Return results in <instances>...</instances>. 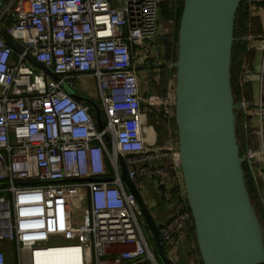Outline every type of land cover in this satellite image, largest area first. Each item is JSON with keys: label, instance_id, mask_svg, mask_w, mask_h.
Masks as SVG:
<instances>
[{"label": "built area", "instance_id": "1", "mask_svg": "<svg viewBox=\"0 0 264 264\" xmlns=\"http://www.w3.org/2000/svg\"><path fill=\"white\" fill-rule=\"evenodd\" d=\"M163 2L0 0V264H8L10 249L17 264H31L38 250L58 246H79L83 264H160L143 230L139 203L121 180L120 157L152 215L155 195L169 204L165 222L154 217L168 255L181 236L199 264L172 123L173 91L146 98L136 62L142 49L156 43L154 64L173 67L156 40ZM243 5L262 30L243 38L255 60L241 65L240 86L252 85L254 95L237 101L236 129L244 166L259 187L264 180V0H243ZM93 79L95 100L86 88ZM65 83L84 99L66 92ZM85 98L99 106L102 131ZM144 104L164 107L160 117L167 128L159 144L150 142L148 114L154 111H145ZM260 205L264 215V196Z\"/></svg>", "mask_w": 264, "mask_h": 264}, {"label": "water", "instance_id": "2", "mask_svg": "<svg viewBox=\"0 0 264 264\" xmlns=\"http://www.w3.org/2000/svg\"><path fill=\"white\" fill-rule=\"evenodd\" d=\"M242 2L183 0L179 23L177 59L173 63L174 120L202 264H264L261 224L247 189L237 137L241 104L233 95L231 82L235 23ZM7 43L22 53V48L11 39L7 38ZM27 59L54 80H61L33 57ZM85 101L92 105L98 129L102 131L99 106L91 99ZM150 109L159 116L164 113V107ZM105 138L110 142L108 135ZM119 161L121 180L139 203L155 254L162 264H176L163 245L154 216L129 178L125 160L120 157Z\"/></svg>", "mask_w": 264, "mask_h": 264}, {"label": "trees", "instance_id": "3", "mask_svg": "<svg viewBox=\"0 0 264 264\" xmlns=\"http://www.w3.org/2000/svg\"><path fill=\"white\" fill-rule=\"evenodd\" d=\"M170 4L175 8V11L178 15L177 26L179 28L180 18L183 10V0H165L164 9H167V5ZM164 10V11H165ZM260 22L257 19H252L243 2L238 10L236 16V23H235V37L236 41L233 46V61L231 67V76H232V84L235 87V98L237 101L241 99L252 100L254 95V89L252 85L245 84L244 86H240V72H241V65L244 61L248 62L249 64H253L255 60V53L254 51H248L246 43L243 41V38L249 34L250 32L258 34L261 32ZM164 44V53L166 54V59L171 60L172 56H177V51L175 49H171V42L168 40L163 41ZM167 72H165L166 74ZM164 78V77H163ZM160 95L165 97V90H166V81L163 79L160 84ZM162 118V117H161ZM174 124V119L172 120ZM238 134V132H237ZM245 170V181L247 185V189L249 191L250 198L252 202L255 204L257 211L260 212L261 205H260V193H263L264 189L263 186L260 185L259 187L256 186L251 173L249 172L247 166H244ZM12 250H9L8 254ZM13 252V251H12ZM8 262V260H7ZM202 264V262H199Z\"/></svg>", "mask_w": 264, "mask_h": 264}, {"label": "crops", "instance_id": "4", "mask_svg": "<svg viewBox=\"0 0 264 264\" xmlns=\"http://www.w3.org/2000/svg\"><path fill=\"white\" fill-rule=\"evenodd\" d=\"M158 43V42H157ZM162 48V47H161ZM158 49V48H157ZM164 49V48H162ZM160 51V49H158ZM156 43H151V45L145 49H142L140 54L136 58L137 66H138V72H140V76L143 77V79H147L150 82V85L147 84V82H144L142 84V90H143V95L148 98L150 95L156 93L158 96L160 95V84L161 81L163 82V74L165 72L170 71V68L167 66H159L160 64H154V55H156ZM164 65V64H162ZM166 90H165V95L168 94V92L171 90L173 91V96L172 99L175 100V86L176 83L173 81L171 78L167 80L166 82ZM157 88H159L157 90ZM166 97V96H165ZM144 109L145 111L149 110V107L144 104ZM155 123L150 124L149 120L148 123L151 126V144H159L162 142L165 132L162 129V122H161V117L159 115L155 114ZM262 185L264 189V180L260 181L259 186ZM260 196H264V191L263 193H260ZM161 201V207H166L167 211H160L158 220L163 223L165 222L169 216H170V208L169 204L165 202L164 200ZM257 210V208H256ZM258 212V211H257ZM260 224H261V236L262 240L264 242V215H263V208L261 206L260 212H258ZM169 256L171 259L176 263V264H195V259L193 257V252H191L189 248V244L183 237H178L175 241V244L173 248L169 252ZM13 258L15 260V264H17L15 253L13 252ZM13 260V261H14ZM8 264L9 258H8ZM14 264V263H12Z\"/></svg>", "mask_w": 264, "mask_h": 264}, {"label": "rangeland", "instance_id": "5", "mask_svg": "<svg viewBox=\"0 0 264 264\" xmlns=\"http://www.w3.org/2000/svg\"><path fill=\"white\" fill-rule=\"evenodd\" d=\"M164 4H165V2H163L162 5H161V14L159 15V23L162 25V31H161L160 35L157 37L156 40L158 41L159 44L162 45V47L164 49H165V47H164L163 41H164V39L168 40L169 42H171L170 45H171L172 51H173V49H175L177 51V39H178V31H179V28L177 26L178 15H177V12L175 11V8L172 5L168 4L167 5V9L165 10L164 9ZM176 59H177V56H172L170 61L174 63L176 61ZM232 61H233V58H232ZM154 63H157V59L154 60ZM139 74H140V72H139ZM163 77H164L166 82L170 78L173 81H175L176 80V70H175V68L171 66L169 73L168 72L166 74L164 73ZM141 79H142L141 80V85L144 84V82H147V84L150 85L149 80L143 79V77H141ZM231 82H232V76H231ZM63 87H64L66 92H68L69 94L71 93L70 95L73 96V94H74L75 95V97L73 96L74 98L77 97V99H79V100L82 98V96L76 90H74L70 85H68L67 83H65ZM86 88L88 89L90 98L95 100L96 98H95L94 95H95V92H96V80H94V79L91 80L86 85ZM158 89L159 88H157V90ZM232 89H233V95L235 97V90H234L235 87L233 86V84H232ZM257 92H259V90ZM153 95L156 96L157 94L154 93ZM263 95H264V87H263ZM159 97L160 98H164L163 95H159ZM263 101H264V97H263ZM157 110H160V108H157ZM173 119H174V115H173ZM148 120H149L150 124L155 123L156 122L155 121V113H149L148 114ZM161 122L163 123L162 124V129L165 132V130L167 128L166 127V122L163 120V118H161ZM173 125H174L175 129L177 130L176 125H175V120H174V124ZM154 197L156 198V201H155L156 205L153 204L152 206H154V207L156 206L155 208H153V215L156 218V216H159L158 214H159L160 211H167V208L165 206L161 207L160 199L156 195ZM251 202H252V200H251ZM252 204L255 205L253 202H252ZM257 214H258V212H257ZM143 230H144V232L146 234V237L148 238L149 242L152 244L151 235H150L149 230L147 229V227L145 225H143ZM194 240H195V243H196L195 235H194ZM197 254H198V258H199L198 262H201L200 261L201 258L199 257L200 254H199L198 248H197ZM8 258H9L10 264H12V263L15 264V260L13 258V252L12 251L8 254ZM158 261H159L160 264H162L159 259H158Z\"/></svg>", "mask_w": 264, "mask_h": 264}, {"label": "bare ground", "instance_id": "6", "mask_svg": "<svg viewBox=\"0 0 264 264\" xmlns=\"http://www.w3.org/2000/svg\"><path fill=\"white\" fill-rule=\"evenodd\" d=\"M31 264H83L79 246H58L38 250Z\"/></svg>", "mask_w": 264, "mask_h": 264}]
</instances>
